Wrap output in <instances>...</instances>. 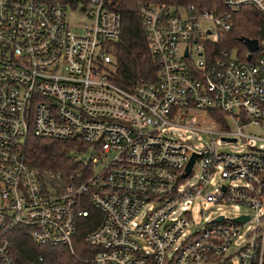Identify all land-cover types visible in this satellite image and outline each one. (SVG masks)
Wrapping results in <instances>:
<instances>
[{
  "label": "built area",
  "instance_id": "2783aa9c",
  "mask_svg": "<svg viewBox=\"0 0 264 264\" xmlns=\"http://www.w3.org/2000/svg\"><path fill=\"white\" fill-rule=\"evenodd\" d=\"M114 1L82 0L77 32L62 0H0V264H20L21 227L37 246L72 250L86 200L102 214L85 238L95 264H263L264 35L255 52L215 48L234 12L264 18V0H224L225 12L140 4L158 74L130 90L112 76ZM31 136L84 147L88 176L30 165ZM208 205L242 211L194 230Z\"/></svg>",
  "mask_w": 264,
  "mask_h": 264
},
{
  "label": "trees",
  "instance_id": "16d2710c",
  "mask_svg": "<svg viewBox=\"0 0 264 264\" xmlns=\"http://www.w3.org/2000/svg\"><path fill=\"white\" fill-rule=\"evenodd\" d=\"M224 0H115L113 10L122 17V32L118 41L110 46L114 57V82L130 90L142 82L155 83L158 64L150 53L145 34L141 28L138 6L142 3H164L173 6H195L197 11L206 9L225 12ZM233 29L227 34L215 51L241 47V39L261 40L264 35V18L250 7L232 14ZM217 117L220 115L217 114ZM84 147L77 148L69 141H53L31 136L26 145L27 162L41 170H53L65 178L75 177L79 172L83 179L90 169L79 158ZM87 199V198H85ZM89 211L88 217L78 221L73 249L65 247H40L30 236L28 228H18L13 234V256L20 264H95L97 248L86 244V235L95 230L102 220V214L88 200L81 206ZM42 258V259H41ZM264 264V260H263Z\"/></svg>",
  "mask_w": 264,
  "mask_h": 264
},
{
  "label": "rangeland",
  "instance_id": "374dc122",
  "mask_svg": "<svg viewBox=\"0 0 264 264\" xmlns=\"http://www.w3.org/2000/svg\"><path fill=\"white\" fill-rule=\"evenodd\" d=\"M62 0L64 5L67 8L68 14L67 19L68 23L70 24V27H72L77 32H82L83 27H80L81 25L89 24V20L82 14V9L84 7L82 0H72L68 1ZM207 27H213L211 23L206 24ZM251 133L255 132V130L249 129ZM248 143L240 142L238 145H234L231 147H228L226 150L231 152L236 151H245L246 146ZM85 157L88 158V155H85ZM194 180V178H193ZM239 211L235 209L234 206H219V205H208L204 208L203 214L198 212V210L193 211V219L194 224H199L200 226L194 228V230H202L204 228V224L208 221L216 218L218 215L222 214L226 218L233 219L239 214Z\"/></svg>",
  "mask_w": 264,
  "mask_h": 264
},
{
  "label": "water",
  "instance_id": "95a60500",
  "mask_svg": "<svg viewBox=\"0 0 264 264\" xmlns=\"http://www.w3.org/2000/svg\"><path fill=\"white\" fill-rule=\"evenodd\" d=\"M241 41H244L245 45L248 47L249 51L250 52H255L258 50V47H259V42L258 40H255V39H248V38H243L241 39ZM248 59H251V57H249ZM195 156L191 159L188 167H187V172L185 175H188L190 172H191V168L193 166V163H194V159H195ZM245 219H238V221L240 222H244Z\"/></svg>",
  "mask_w": 264,
  "mask_h": 264
}]
</instances>
